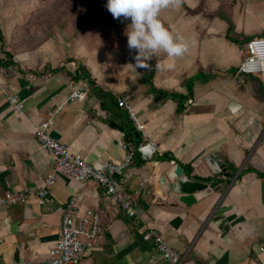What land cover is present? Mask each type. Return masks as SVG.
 Listing matches in <instances>:
<instances>
[{
  "label": "crops",
  "instance_id": "obj_1",
  "mask_svg": "<svg viewBox=\"0 0 264 264\" xmlns=\"http://www.w3.org/2000/svg\"><path fill=\"white\" fill-rule=\"evenodd\" d=\"M84 2L0 0V198L35 189L52 169L34 126L63 103L52 136L94 166L133 150L127 185L140 191L133 218L116 204L105 208L103 240L87 248L86 264H170L144 237L153 228L185 255L184 264H264V83L238 73L247 42L264 37V0H183L162 9L161 22L189 50L177 58L161 51L148 68L135 67L127 47L131 21ZM81 81L87 98L66 101ZM6 91L18 94L22 112ZM118 97L145 124L154 143L149 158L141 151L148 141ZM174 169L218 184L175 193ZM73 197L82 213L102 206L104 192L59 175L45 204L36 196L0 204V264L46 259Z\"/></svg>",
  "mask_w": 264,
  "mask_h": 264
},
{
  "label": "built area",
  "instance_id": "obj_2",
  "mask_svg": "<svg viewBox=\"0 0 264 264\" xmlns=\"http://www.w3.org/2000/svg\"><path fill=\"white\" fill-rule=\"evenodd\" d=\"M238 73L260 75L264 83V37L253 38L247 42ZM88 89L86 81L72 85L66 101H84ZM5 94L14 111L24 110V104L17 93L6 91ZM117 104L126 109L141 137L154 145L145 132V124L140 120L132 104L122 97H118ZM63 108L64 104L61 103L50 109L46 117L34 126L38 142L53 157L52 169L42 177L41 184L35 189L27 187L20 193L7 190L0 198V204H24L31 196H36L40 204H45L59 175H66L80 182L93 181L103 189V204L97 209L88 208L81 213L76 198H70L64 206L58 238L49 250L48 257L42 261H27L25 264H86L84 256L87 248L98 247L103 240V215L109 203L116 204L128 218L137 215L135 205L140 191L130 190L127 185L128 171L133 163V150H127L125 157L119 161H104L99 166L88 163L50 132ZM184 108L189 110V104L186 103ZM132 145V141L125 143L126 147H133ZM144 237L153 239L155 248L165 261L170 264H184L185 255L173 249L159 230L150 229ZM260 249L264 252V243Z\"/></svg>",
  "mask_w": 264,
  "mask_h": 264
},
{
  "label": "clouds",
  "instance_id": "obj_3",
  "mask_svg": "<svg viewBox=\"0 0 264 264\" xmlns=\"http://www.w3.org/2000/svg\"><path fill=\"white\" fill-rule=\"evenodd\" d=\"M183 0H107L105 5L113 19L130 20L127 26V47L135 51V67L148 68L150 61L161 51L170 58L183 57L189 43L181 35H174L161 22L162 9L179 8ZM157 68L161 67L159 63ZM174 67L173 64L168 65Z\"/></svg>",
  "mask_w": 264,
  "mask_h": 264
},
{
  "label": "water",
  "instance_id": "obj_4",
  "mask_svg": "<svg viewBox=\"0 0 264 264\" xmlns=\"http://www.w3.org/2000/svg\"><path fill=\"white\" fill-rule=\"evenodd\" d=\"M137 143L139 142V139L136 141ZM154 150L152 145L149 143L148 145L144 146L141 148V151H144L146 155L144 157L149 158L150 153ZM136 153V157H137ZM171 179L173 180L170 187L175 193L179 194H185V195H190V194H195L197 191L200 190H207L208 188H213L215 187L218 182L217 181H212L211 182V177L212 176H206V177H199L195 176L194 179L189 178L187 175L184 174V171L181 169H174L172 173L170 174Z\"/></svg>",
  "mask_w": 264,
  "mask_h": 264
},
{
  "label": "rangeland",
  "instance_id": "obj_5",
  "mask_svg": "<svg viewBox=\"0 0 264 264\" xmlns=\"http://www.w3.org/2000/svg\"><path fill=\"white\" fill-rule=\"evenodd\" d=\"M73 1V0H72ZM85 2L84 3H82V5H84V6H87L89 9L91 8V7H95V10L96 11H98L97 9H96V7H99V6H105L106 5V3H107V0H92L93 1V4H92V2H91V0H84ZM98 1V2H97ZM78 2H79V4L78 5H81V2H82V0H78Z\"/></svg>",
  "mask_w": 264,
  "mask_h": 264
}]
</instances>
